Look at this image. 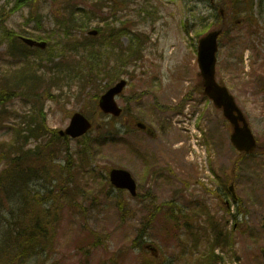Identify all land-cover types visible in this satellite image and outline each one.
<instances>
[{
	"label": "rangeland",
	"instance_id": "1",
	"mask_svg": "<svg viewBox=\"0 0 264 264\" xmlns=\"http://www.w3.org/2000/svg\"><path fill=\"white\" fill-rule=\"evenodd\" d=\"M77 1L74 5L79 6L69 7L65 0H39L35 10L40 16L41 26L36 22L29 24L26 19L30 11L25 8L7 17L8 29L15 34L46 39L52 32V49L56 41L60 43L62 38L56 18L65 19L64 13L70 8L80 11L86 10L85 6L89 5H85L83 0ZM101 1L95 0V4ZM169 1L137 0L136 4H130L123 13H119V20L123 19V23L127 24L128 20L133 22L128 23L132 25L129 33H124L128 39L121 40L124 46L138 44L141 33L148 39L146 44L139 45L142 63L139 65L137 62L131 68L133 75H123L129 84L118 101L120 105L128 107L133 117L151 125L157 136L152 138L138 130L125 128V120L117 125L112 118L97 114L96 124L99 128L92 130L87 140L79 142L82 144L70 139L60 142L63 147L60 161H64L65 166L68 161L74 169L75 179L68 185L64 197L62 222L47 264H81L84 260H88L89 264H142L140 251L130 248L141 235L144 236L142 243L150 248V256L154 253L163 261L176 262L183 246L180 237L182 230L175 234L172 229L177 226H166L168 210L176 207L178 210L192 211L195 202L207 201L215 215L223 216L222 205H225L226 199L218 200L215 193L205 192V187L218 191L216 193H227L233 176L240 202L234 203L231 209L236 211L239 206L242 209L238 222L234 220L230 223L231 226L238 225L233 232L236 258L233 264H264V155L238 159L230 144L227 122L213 103L197 89L200 81L196 52L198 41L207 29L218 26L217 17H211L219 13L213 9L220 0H215L214 4L211 0ZM223 1L225 6L232 4L234 17L230 21L233 22L231 31L220 40L217 79L230 88L255 134L264 141V56L258 59L256 55L264 50V19L260 18L264 11V0ZM4 2L0 0V7ZM142 4L158 9L153 19L141 21L138 10ZM108 12L103 13V18L111 23L113 21ZM248 19L258 22L259 26L250 27L246 22ZM237 20L242 21L238 26ZM104 22L92 21L93 29ZM1 30L0 37L3 34ZM80 30L85 28H77L74 32ZM8 50L9 44L0 41V85L8 74L14 73L11 65L17 61L5 54ZM73 58L68 56L66 62L73 61ZM58 62L61 61L55 60V63ZM42 64L45 68L50 66L47 58ZM15 67L18 69L19 65ZM75 71L74 64L66 68L64 80L57 86L59 90L53 91L52 98L45 94L41 96L49 130L65 129L71 115L78 111L93 117L97 109L95 98L113 83L111 78H103L99 83L96 81L95 87L82 89L81 82L70 80ZM49 76H53V73L49 72L47 79H50ZM6 91L8 96L2 99L11 97L7 105L12 114L8 118L9 124L15 123V113L24 116L25 112L33 109L41 117L35 95L23 88ZM39 92L42 93L43 88ZM143 92L142 97H136ZM153 94L158 97L159 105L164 106L175 107L187 95L190 99L181 113L174 114L159 110ZM187 104L194 114L193 118L196 115L199 117L195 127L197 135H194L199 138V143L190 136L192 126L183 124ZM5 136L7 130L0 125V141ZM112 168H124L133 174L138 182L136 198L129 192H119L109 186ZM160 168H170L172 172L163 170L164 173L159 174ZM176 175L183 180L192 178L193 183H182ZM195 175L204 185L195 183ZM40 184L37 185L35 179L30 183V188L38 191L49 185L47 181ZM149 190H152V194ZM229 196L227 199H230ZM162 204L166 208L161 209ZM91 233L97 236L99 246L86 251L85 247L93 244ZM36 261L32 264H41L43 260Z\"/></svg>",
	"mask_w": 264,
	"mask_h": 264
},
{
	"label": "trees",
	"instance_id": "2",
	"mask_svg": "<svg viewBox=\"0 0 264 264\" xmlns=\"http://www.w3.org/2000/svg\"><path fill=\"white\" fill-rule=\"evenodd\" d=\"M136 54L139 55L138 51H136ZM89 76L93 77V74L91 73ZM40 81L41 80H39V82ZM92 82H94V80H92ZM7 94L8 93L5 92L3 95L1 92L0 99H2V97ZM1 103L2 102L0 101V105ZM40 130V126H38V129H35L36 132H39ZM12 148L15 150V147ZM6 152V147L0 146V167L3 164V160H5L6 166L5 169L1 170L0 173V190L3 189L4 194L6 197H8L10 195L13 196L15 190L26 188L28 186V182H17L14 180V177H11V173L13 174L15 169V164L11 163H16V159H14V156H12V152ZM48 152V158L51 164L50 162H45L50 165L51 172L54 174V180L58 181L59 183L61 180H63V185H66L68 178L64 176L65 167H62L61 165L54 162L52 164V159L56 158L58 154L50 150ZM43 164L45 165L46 163ZM48 171L50 173V170ZM65 190L66 189L63 187L61 192L58 188V185H56L53 191L54 195L49 196V198H52L53 201L52 207L50 209H38L39 211H43L44 215H28L24 218L16 216V218L13 219V222L10 225V235L12 236V240H14L17 244L22 245L24 251H27L33 247V245H35L37 242H39V244L42 242L51 244L52 241H54L56 237V231L59 228L62 220L61 212L63 210L64 201V198H62V193ZM197 215L200 216L199 213ZM193 216L187 217V219L184 220V227L186 228L187 236L190 237L191 241L190 254L185 260L188 262H184V264H226V258L217 254L216 249L221 248L223 251L230 253V247L232 245L230 235H228V233L225 232L219 224H214L215 221L209 219L206 221L209 222L211 228H203L200 230L201 218ZM219 227L221 228L222 232ZM195 228H197V230H195ZM91 235L92 236L90 240L93 241V244L89 245V249L96 247L99 243V240L96 241V236H94V234ZM228 259L230 262L233 261V256L230 254ZM145 264H148L147 259Z\"/></svg>",
	"mask_w": 264,
	"mask_h": 264
},
{
	"label": "water",
	"instance_id": "3",
	"mask_svg": "<svg viewBox=\"0 0 264 264\" xmlns=\"http://www.w3.org/2000/svg\"><path fill=\"white\" fill-rule=\"evenodd\" d=\"M218 36L219 32H212L200 41L199 64L202 70L201 77L203 78L204 93L214 100L218 108L223 109L225 117L233 124L234 133L232 136L236 147L240 150H253L255 148V142L250 134L241 110L238 108L234 98L228 93L227 89L216 83L215 67ZM32 43L34 42H31V44ZM37 45L43 48L46 46L44 43H39ZM125 84V82L118 84L103 96L101 108L105 112L120 115L121 110L117 107L114 97L123 90ZM240 124L243 125L241 126ZM90 128V122L84 116L77 114L73 117L72 123L65 134L79 137L84 135ZM111 179L112 183L118 188L129 189L135 193L136 185L128 172L114 170L111 173Z\"/></svg>",
	"mask_w": 264,
	"mask_h": 264
},
{
	"label": "flooded vegetation",
	"instance_id": "4",
	"mask_svg": "<svg viewBox=\"0 0 264 264\" xmlns=\"http://www.w3.org/2000/svg\"><path fill=\"white\" fill-rule=\"evenodd\" d=\"M124 12V10H122V11H119V13H123ZM118 13V17H120V14ZM123 19H121V20H118V23H121L122 24V27H123V29H126V33L128 34L129 33V29H130V27L132 26L131 24H128V23H130V22H128L127 24L126 23H123ZM126 35H123L122 36V40H124V39H128V37H125Z\"/></svg>",
	"mask_w": 264,
	"mask_h": 264
}]
</instances>
